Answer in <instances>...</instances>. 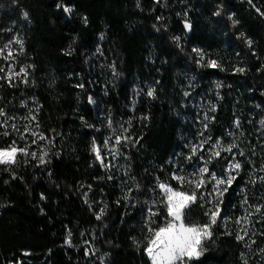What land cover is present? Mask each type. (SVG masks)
<instances>
[{
	"label": "trees",
	"instance_id": "obj_1",
	"mask_svg": "<svg viewBox=\"0 0 264 264\" xmlns=\"http://www.w3.org/2000/svg\"><path fill=\"white\" fill-rule=\"evenodd\" d=\"M9 38L0 264H150L158 185L181 188L168 158L183 82L207 93L206 133L229 149L205 158L220 190L186 189L182 223L208 225L200 255L166 264H264V0H0ZM135 81L150 91L129 99Z\"/></svg>",
	"mask_w": 264,
	"mask_h": 264
},
{
	"label": "rangeland",
	"instance_id": "obj_2",
	"mask_svg": "<svg viewBox=\"0 0 264 264\" xmlns=\"http://www.w3.org/2000/svg\"><path fill=\"white\" fill-rule=\"evenodd\" d=\"M11 39L0 42V55L2 58V68L10 59ZM142 89L150 91L149 85L135 81L130 87V97L137 95ZM181 92L183 99H179V113H181V130L177 133L179 144L172 150L171 157L168 158L171 164L169 176L174 178L181 188L198 189L205 181L209 182V187L214 193L220 190L219 176L209 173L205 158L210 154H216L222 148L229 149V146L221 143L217 139H212L206 133V119H208V109L210 102L206 99L203 90L194 87L193 84L182 83ZM90 101V100H89ZM93 102L90 101V104ZM102 141V140H101ZM104 141V142H103ZM102 143H94L92 153L96 161L101 166L108 169L110 160V150L113 142L109 144L103 139ZM17 149L0 148V161H10ZM235 163L228 161L224 169V177H230L231 171L235 168ZM161 189L160 202L164 213L167 215L162 228L157 229L150 239H148L145 252L150 257V264L173 263L182 257L200 255L198 245L203 236L207 234L208 225H184L182 223L181 210L194 197V192L184 191L181 188H171L166 183L158 185Z\"/></svg>",
	"mask_w": 264,
	"mask_h": 264
}]
</instances>
